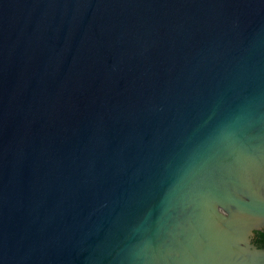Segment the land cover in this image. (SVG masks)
Returning <instances> with one entry per match:
<instances>
[{
	"label": "water",
	"instance_id": "95a60500",
	"mask_svg": "<svg viewBox=\"0 0 264 264\" xmlns=\"http://www.w3.org/2000/svg\"><path fill=\"white\" fill-rule=\"evenodd\" d=\"M0 264H264V0H0Z\"/></svg>",
	"mask_w": 264,
	"mask_h": 264
}]
</instances>
